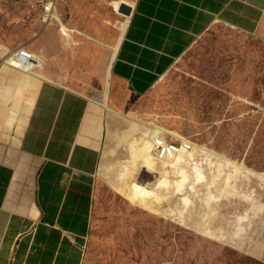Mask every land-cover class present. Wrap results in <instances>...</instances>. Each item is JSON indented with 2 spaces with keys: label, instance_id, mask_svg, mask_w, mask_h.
Listing matches in <instances>:
<instances>
[{
  "label": "rangeland",
  "instance_id": "374dc122",
  "mask_svg": "<svg viewBox=\"0 0 264 264\" xmlns=\"http://www.w3.org/2000/svg\"><path fill=\"white\" fill-rule=\"evenodd\" d=\"M112 1L58 0L62 20L82 32L64 46L39 0H0V43L10 49L0 50V66L22 44L41 48L52 80L102 103L123 20ZM111 90L110 77L88 264H264V184L244 180L260 198L250 202L246 190L188 165L165 169L149 157L141 166L134 151L146 128L127 115L152 112L161 126L264 174V43L215 24L146 96L117 110Z\"/></svg>",
  "mask_w": 264,
  "mask_h": 264
},
{
  "label": "crops",
  "instance_id": "0c3cea01",
  "mask_svg": "<svg viewBox=\"0 0 264 264\" xmlns=\"http://www.w3.org/2000/svg\"><path fill=\"white\" fill-rule=\"evenodd\" d=\"M132 7L109 70L117 110L149 94L215 24L264 43V0H135ZM105 113L102 103L52 79L39 81L27 113L12 114L0 95V264H88Z\"/></svg>",
  "mask_w": 264,
  "mask_h": 264
},
{
  "label": "bare ground",
  "instance_id": "6f19581e",
  "mask_svg": "<svg viewBox=\"0 0 264 264\" xmlns=\"http://www.w3.org/2000/svg\"><path fill=\"white\" fill-rule=\"evenodd\" d=\"M123 3H128L131 6L133 5L132 0H113L111 2L114 11L122 16L123 20L119 23V29L121 31L120 38L114 47L111 61L106 70L105 88L102 92V97L104 99L102 105L106 107H108L107 92L110 83L109 70L111 62L129 20V15H125L119 11ZM52 16V19H46L43 20V22L49 25L53 24L54 21L58 23L56 37L59 42L64 46L76 45L78 43L76 35L82 32L77 27L66 24L60 17L56 8ZM22 46L32 52L37 59L33 69L24 71L5 63L0 66V95L3 96L6 101L10 102L12 114H15L21 107L24 108V113H27L32 106L34 91L37 89L39 81L41 79H51L48 71V58L44 51L41 48H35L28 44H22ZM0 50H2L1 55L3 56L10 49L5 44L0 43ZM127 115L137 121L141 127L146 128L143 130V146L139 147L138 151H134L138 152L139 156L143 159L141 166L144 165L146 159L151 157L154 160L163 162L165 169H184V167L188 165L191 170L198 174L199 178L210 176L214 179L215 183L218 184L219 181L230 189L246 190L243 185L244 180L247 179L248 181L251 180V178L258 179L264 184V174L255 172L246 167L242 162L232 161L225 155L216 153L207 145H201L192 141L178 130H172L161 126L158 123L159 119L157 116H154L152 112H146V117H141L140 114L135 112H129ZM160 138H171L176 141H182L183 143L190 142L192 146L190 149L181 150L174 158H162L155 153V142ZM192 160L194 162H192ZM246 192L249 194V196H246L247 201L253 202L252 197L255 199L256 197L259 198L256 190L252 187H249Z\"/></svg>",
  "mask_w": 264,
  "mask_h": 264
},
{
  "label": "built area",
  "instance_id": "2783aa9c",
  "mask_svg": "<svg viewBox=\"0 0 264 264\" xmlns=\"http://www.w3.org/2000/svg\"><path fill=\"white\" fill-rule=\"evenodd\" d=\"M57 2L58 0H39L42 20L52 19ZM2 62L20 70L29 71L35 67L37 59L32 52L20 46L7 54ZM191 146L190 142L183 143L171 138H160L155 142V153L162 158H174L181 150L190 149Z\"/></svg>",
  "mask_w": 264,
  "mask_h": 264
},
{
  "label": "water",
  "instance_id": "95a60500",
  "mask_svg": "<svg viewBox=\"0 0 264 264\" xmlns=\"http://www.w3.org/2000/svg\"><path fill=\"white\" fill-rule=\"evenodd\" d=\"M133 1V3H135V0H132ZM132 6L130 5V4H128V3H123L121 6H120V8H119V11L121 12V13H123V14H125V15H131V13H132Z\"/></svg>",
  "mask_w": 264,
  "mask_h": 264
}]
</instances>
